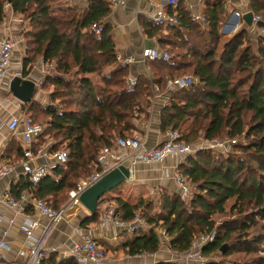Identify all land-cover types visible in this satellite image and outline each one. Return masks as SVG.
<instances>
[{
	"label": "trees",
	"instance_id": "trees-1",
	"mask_svg": "<svg viewBox=\"0 0 264 264\" xmlns=\"http://www.w3.org/2000/svg\"><path fill=\"white\" fill-rule=\"evenodd\" d=\"M55 1L0 0V25L6 4L28 25L23 33V76L38 60L48 67L42 86L50 91V103L30 101L24 106L34 123H44L34 149L52 142L50 151L65 148L68 153L67 161L36 186L21 182L16 195L29 191L53 209H61L65 203L60 204L59 197L69 199L70 191L98 170L101 153L113 148L119 137L133 135L142 115L149 117L153 86L166 93L168 78L190 73L197 78L193 86L168 92L161 131L174 129L180 140L192 145L200 138L227 137L237 143L229 154L216 156L204 148L183 160L179 172L194 186L187 201L176 192H164L155 201L141 198L137 204L114 198L109 207H116L123 220L141 214L152 226L124 242L123 251L130 256L157 253L163 244L160 228L166 232L169 249L185 253L197 236L216 230L215 241L203 248L207 264H264V35L258 49L245 42L248 31L222 45L220 25L229 14L225 1L203 0L207 28L192 19L190 9L180 1L167 7L178 18L177 24L142 19L146 35L156 38L157 48L167 51L170 59L148 60V74L137 75L131 86V65L118 62L114 35L105 22L112 12L110 0H90L86 10L54 6ZM247 11L260 16L264 0H251ZM96 22L103 26L100 35L91 29ZM257 26L264 28V20ZM20 152L24 155L22 148ZM104 201L103 197L99 206ZM220 217L226 218L221 224ZM99 220L98 207L82 225ZM236 254H243V259L232 257ZM41 264L78 262L71 255L60 258L51 253Z\"/></svg>",
	"mask_w": 264,
	"mask_h": 264
},
{
	"label": "crops",
	"instance_id": "crops-1",
	"mask_svg": "<svg viewBox=\"0 0 264 264\" xmlns=\"http://www.w3.org/2000/svg\"><path fill=\"white\" fill-rule=\"evenodd\" d=\"M90 0H80L76 6L86 10L89 6ZM164 2L166 0H163ZM240 11L245 10L248 5L246 0H234ZM187 8L193 5L196 11H205V4L201 0H181ZM75 7V6H74ZM10 11V10H9ZM158 9L154 3L149 0H125V3L115 9H112L110 15L105 19L106 24L111 28L118 52L123 56H134L136 61L131 64L130 76L136 78L137 75H147L148 67L142 59V53L145 48L158 47V40L153 37H148L146 31L141 23L142 19L152 20L156 15ZM12 13V11H11ZM18 16V15H17ZM15 20V19H13ZM22 22L23 19L21 18ZM16 21H20L16 20ZM226 24H232V29L236 28V18L231 17ZM244 22V21H243ZM21 23V22H19ZM223 26V23L221 24ZM243 29L249 30L250 26L243 24ZM225 28V26H224ZM8 30V32H6ZM19 26L16 23L4 22L0 25V33H7L16 38L19 36ZM250 31V30H249ZM22 32V30H21ZM22 40V39H21ZM25 46H17L13 54L12 69L18 72L24 68ZM48 69L47 66H45ZM40 60L35 62L27 77L23 79L32 80L35 83L36 94L32 100L42 106H47L50 103V91L45 90L43 86L37 84V79L42 78ZM13 78H5L0 81V159L10 161L16 165L13 173L6 177H0V197L6 190H10L13 194H17L16 190L20 183L26 180L20 173L22 171L21 160L23 155L18 153V148L23 149V130L21 126L17 131L12 132L8 128V123L14 116L23 113L19 108V100L13 96L10 91V84ZM150 107V115L148 118L145 115L137 121L138 128L127 136H140L146 139L148 147H155L159 145L165 138V133L161 131L160 116L162 109L169 103L170 93L164 92L157 94ZM26 113V111H25ZM27 114V113H26ZM191 120L186 122V125L191 124ZM40 124H44L40 122ZM200 145L210 144L212 141H207L200 138L198 142ZM48 144V143H47ZM46 144V145H47ZM49 150V144L45 147ZM113 155L125 157L129 152L117 146V144L109 149ZM102 154V153H101ZM184 158L178 156H169L164 162H137L132 167V178L117 188L111 190L104 196L105 201L101 203L100 218L106 208L114 202V198H123L129 203L137 204L141 198H149L152 201L157 200L164 192L181 193V187L176 180V174L179 172V167L183 163ZM47 162L45 157H37L33 165L38 166ZM126 165L130 166V161ZM23 192V191H22ZM110 200V201H108ZM111 202V204L109 203ZM65 203L63 207H67L65 218L55 225L52 232L46 240V245L51 248H58L57 254L60 258L68 257L71 249L76 245L80 236L79 229L87 226L96 228L95 236L102 248L106 250L107 254L116 258L120 262L129 264H158L160 262L175 261L176 253L169 249L168 242H163L162 247L157 253L144 254L138 256H130L124 253L122 244L140 233L131 234L128 231L121 230L113 224H108L104 227H99L98 223H90L87 226L82 225L83 220L88 216V211L81 204ZM32 211L26 209L25 211L17 208L8 207L0 202V239H5L10 245V250L6 253L7 260H18V251L25 241V233L21 225L26 221V217L31 215ZM45 219L42 223H45ZM43 226H40L36 231V235L42 233ZM146 231L143 229L142 232ZM5 259L3 263L7 262ZM177 262V261H176ZM91 264V263H88Z\"/></svg>",
	"mask_w": 264,
	"mask_h": 264
},
{
	"label": "built area",
	"instance_id": "built-area-1",
	"mask_svg": "<svg viewBox=\"0 0 264 264\" xmlns=\"http://www.w3.org/2000/svg\"><path fill=\"white\" fill-rule=\"evenodd\" d=\"M80 0H68L69 6L74 7ZM154 3L158 11L153 20L165 25L177 24L178 18L175 14H169L167 11L168 6H177L181 0H149ZM203 2V0H201ZM227 6L228 13L231 17L242 19V16L248 12L247 10L240 11L234 0H224ZM125 3V0H110L111 8L115 9ZM6 10H9L10 5L6 4ZM191 11V18L199 23L206 21L204 12L196 11L193 5H189ZM261 20L259 15L254 14V23L257 24ZM5 22V21H4ZM3 22V23H4ZM91 29L100 35L103 26L100 23H94ZM20 46V39L7 33L0 34V81L5 78H15L23 76V69L14 72L12 69L14 50ZM142 59L144 63L148 60H169L170 54L167 51H160L156 47L145 48L142 53ZM117 60L124 65H131L136 61L134 56H123L121 53H117ZM42 78L37 79L39 86L43 85L44 76L47 73L43 61H40ZM23 68V67H22ZM197 82V78L193 75H184L177 78H168L167 90L168 92L174 89L190 88ZM131 86L136 84L135 78H129ZM154 98L159 94L160 88L158 85L153 86ZM26 103L19 102V108L24 111L18 116L12 117L8 123L10 131L15 132L21 126H24L22 133L23 136V158L21 160L22 171L20 175L32 183L33 186L39 184L44 178H46L52 171L60 164H64L67 161L68 153L66 149L59 151L45 150L47 145H42L38 149H34V143L37 138L44 133V127L41 124L34 123L33 120L25 113L24 106ZM181 134L174 130L169 129L164 140L155 147H148L146 139L134 135V136H122L117 140V146L125 149L129 152L125 157L119 155H113L109 149H106L98 158V170L87 179H83L78 183L75 189L70 191V200L68 204H80L78 201L81 193L96 182L102 175L111 171L113 168L127 164L130 161V166L133 167L137 162L153 163L164 162L169 156H178L186 159L188 156L195 154L200 149H212L213 151H219L221 154H229L232 152V147L237 143L236 139L225 138L212 141L207 146H200L195 148L194 145L186 143L180 140ZM37 157L47 158V162L38 166H34L33 162ZM16 165L10 161L0 159V177L9 176L14 172ZM176 180L181 187V196L184 201L191 198L194 186L186 181L184 175L180 172L176 174ZM0 202L8 207L17 208L25 211L29 209L32 214L26 217V221L21 225L23 232L25 233V241L18 251V260H7L6 253L10 250V245L5 239H0V264H41V261L45 259L49 254L56 253L58 248H51L46 245V240L56 224L61 222L65 218L67 207L61 209H53L50 207L44 199L38 198L29 191H23L18 196L13 194L10 190H6L0 197ZM45 219V223L42 220ZM108 224H113L121 230H126L131 234H136L143 229L152 227L147 223L145 218L141 214H137L132 220L125 221L118 214L116 207L106 208L101 216L98 226L104 227ZM43 226L42 233L36 235L35 231ZM96 228L87 226L83 229H79V240L76 245L71 249L70 255L73 256L78 264H129L126 262H120L116 258L108 255L104 249L100 246L95 236ZM157 232L160 235L163 242H168L166 232L164 229L157 228ZM216 230L197 236L192 242V247L185 253H176L175 260H181V264H207L208 258L203 254V248L216 239ZM69 255V256H70ZM7 262L3 263L4 260Z\"/></svg>",
	"mask_w": 264,
	"mask_h": 264
},
{
	"label": "water",
	"instance_id": "water-1",
	"mask_svg": "<svg viewBox=\"0 0 264 264\" xmlns=\"http://www.w3.org/2000/svg\"><path fill=\"white\" fill-rule=\"evenodd\" d=\"M242 19L248 26L254 25V13L246 12ZM240 19L236 18V22ZM10 91L15 98L23 103L32 101L36 94L35 83L29 79L15 77L10 84ZM132 167L121 164L106 174L102 175L96 182L86 188L78 198L79 203L88 211L89 215H94L98 211L101 199L111 190L117 188L124 182L132 178ZM227 245H224L222 251Z\"/></svg>",
	"mask_w": 264,
	"mask_h": 264
},
{
	"label": "rangeland",
	"instance_id": "rangeland-1",
	"mask_svg": "<svg viewBox=\"0 0 264 264\" xmlns=\"http://www.w3.org/2000/svg\"><path fill=\"white\" fill-rule=\"evenodd\" d=\"M246 1L249 4V2L251 0H246ZM61 5H62V7H66L67 5L69 6L68 0H56L54 2V6H61ZM247 8H248V5H247V7L245 9L247 10ZM262 13L263 14H260V16H261V19L264 20V11H262ZM21 18H22V16H17V15H14L13 13H11V10L10 11L9 10L6 11L5 22L6 23H9V21H12V23L18 24V26H19V30L18 31H20L19 32V36L22 39V40L20 39V46L21 47H24L26 45V39L24 38L23 33L27 29V26L28 25H26L25 22H22ZM13 19H15V20H13ZM19 19H20L19 22H21V23H19L18 21H16V20H19ZM230 19H231V16H230V14H228L227 19H224L223 20V26L220 25V37H221L222 45L225 42H227V40H229L230 38H232L233 36H235L236 34H238L239 32H241V31H248V33H247L248 38L245 40V42L248 43V44L251 43L256 49H258L259 38H260V36L264 35V28H259L257 26V24H254V25L250 26V28H249L250 31L249 30H245V29H243V26H244L243 25L244 24L243 20H239L237 22V25H235L236 28L235 29L234 28L232 29V24H226L227 22H225V21H229ZM200 26L202 28H207V25H206L205 22L200 23ZM224 26H225V28H224ZM21 30H22V32H21ZM6 32H8V30ZM186 75H190V73H187ZM223 139H225V138H223ZM193 145L195 146V148H198L200 146H206V147L208 146L209 147V144L208 143L205 144V145H203V144L200 145V143L193 144ZM213 153L216 156H221L220 155L221 153L219 151H217V150L216 151H213ZM69 200H70V197L68 199L66 195H62V196L59 197V203L60 204L67 203V201H69ZM224 218L225 217H220V218L217 219V221L221 224L222 223V220H224ZM226 218H232V216H227ZM243 256H244L243 254H236V255H234L232 257H237V258L239 257L240 259H243ZM215 259L216 260H218V259L220 260L221 259V256L220 255H217ZM172 262L179 263V262H181V260L178 259L177 262H176V260L175 261H172Z\"/></svg>",
	"mask_w": 264,
	"mask_h": 264
}]
</instances>
